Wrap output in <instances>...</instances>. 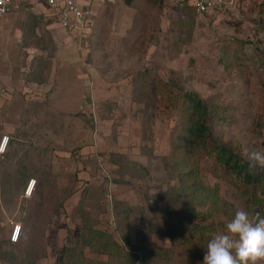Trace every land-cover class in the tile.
Returning a JSON list of instances; mask_svg holds the SVG:
<instances>
[{
  "label": "rangeland",
  "instance_id": "374dc122",
  "mask_svg": "<svg viewBox=\"0 0 264 264\" xmlns=\"http://www.w3.org/2000/svg\"><path fill=\"white\" fill-rule=\"evenodd\" d=\"M193 1L94 0L86 38L61 28L42 0L5 15L0 40L39 71L23 81L18 132L0 156V264H203L205 242L237 209L264 210L263 191L253 201L213 175L208 151L218 140L244 161L264 152V0H216L207 13ZM55 65L59 92H40ZM184 89L218 113L207 147L185 162L176 139ZM194 182L218 184L215 205L198 201L204 216L194 222L214 227L204 238L178 213Z\"/></svg>",
  "mask_w": 264,
  "mask_h": 264
},
{
  "label": "trees",
  "instance_id": "16d2710c",
  "mask_svg": "<svg viewBox=\"0 0 264 264\" xmlns=\"http://www.w3.org/2000/svg\"><path fill=\"white\" fill-rule=\"evenodd\" d=\"M133 0H125L127 4L132 3ZM159 4L160 0H152ZM158 88L164 89L165 93L170 92L168 85L162 80H159ZM168 95H165L167 98ZM178 104V119L180 131L176 139L180 140L179 143L184 144L186 150L182 151L181 158L185 162L189 158L193 159L195 152L198 148H206V141L211 136L210 122L217 115L216 105L203 100L196 90L184 89L180 97L177 98ZM188 148V149H187ZM209 153H213L214 168L213 175L223 176L226 180L234 182L236 185L240 183L242 190L248 193L253 201H256V194L258 191L264 192V171L258 168H250L249 162L244 161L240 153L224 141L215 140L211 143ZM191 152L193 154H191ZM179 164V160L177 163ZM184 188H187L184 185ZM217 186L214 187L202 186L194 182L190 185V191L186 192L188 196L184 199L185 203L181 206L178 213L182 215L187 221L184 226L191 231H199L202 238H204V228L202 224L194 222L196 217L203 215L199 210L198 203L203 204L210 202L212 204L217 199ZM199 201V202H198ZM261 216H264V210H257ZM204 216V215H203ZM214 230L213 226H209ZM197 245H202L203 242L195 241ZM208 243V240L207 242Z\"/></svg>",
  "mask_w": 264,
  "mask_h": 264
},
{
  "label": "clouds",
  "instance_id": "9594fccd",
  "mask_svg": "<svg viewBox=\"0 0 264 264\" xmlns=\"http://www.w3.org/2000/svg\"><path fill=\"white\" fill-rule=\"evenodd\" d=\"M250 168L264 171V152L248 154ZM264 261V216L253 217L237 209L227 223L226 231L215 233L206 246L203 264H258Z\"/></svg>",
  "mask_w": 264,
  "mask_h": 264
},
{
  "label": "crops",
  "instance_id": "0c3cea01",
  "mask_svg": "<svg viewBox=\"0 0 264 264\" xmlns=\"http://www.w3.org/2000/svg\"><path fill=\"white\" fill-rule=\"evenodd\" d=\"M12 22L14 24L15 20L14 17L10 15L9 23H11V26L9 25V30H6L9 36H12ZM10 40H7V38L2 41L0 40V43L4 46L3 51L7 54L5 58H0V131L5 130L9 132L11 138L12 135H15L18 132V126L15 119L19 117V112L21 111L19 106L22 102H25V89L28 88L23 81L27 78L33 79L36 74L33 71H39V67L35 68L33 65V59L35 58L15 59V55L11 54L14 53L13 51L15 50H12L13 45H11ZM9 44L10 46L8 49L6 46ZM56 69L57 67L55 65V70L53 72L50 71L48 74L46 73V78L49 80L48 82L38 83V89H40V92H52L54 95L59 92L58 88L55 87ZM65 79L63 80L62 86H59L60 90H63L62 88L66 82ZM31 83L34 84V82ZM8 112L14 113V117L7 116Z\"/></svg>",
  "mask_w": 264,
  "mask_h": 264
},
{
  "label": "built area",
  "instance_id": "2783aa9c",
  "mask_svg": "<svg viewBox=\"0 0 264 264\" xmlns=\"http://www.w3.org/2000/svg\"><path fill=\"white\" fill-rule=\"evenodd\" d=\"M24 0H0V26L5 15L11 10L18 9ZM94 0H42L50 8L56 23L69 32L74 33L78 38H86L91 32L95 14L92 12ZM216 0H194L193 4L198 11L209 12L213 2ZM220 1V0H219ZM264 123V122H263ZM10 134L4 132L0 134V156L4 155L8 148ZM35 177L27 180L24 195H30L35 185ZM21 234V224L16 222L11 227L10 240L16 242Z\"/></svg>",
  "mask_w": 264,
  "mask_h": 264
}]
</instances>
